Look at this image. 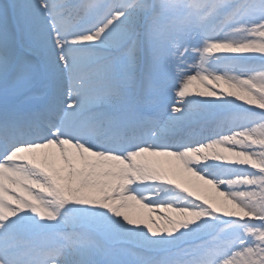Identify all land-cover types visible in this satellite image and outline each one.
I'll list each match as a JSON object with an SVG mask.
<instances>
[{
    "label": "snow or ice",
    "instance_id": "6c2138e0",
    "mask_svg": "<svg viewBox=\"0 0 264 264\" xmlns=\"http://www.w3.org/2000/svg\"><path fill=\"white\" fill-rule=\"evenodd\" d=\"M0 264H264V0L0 2Z\"/></svg>",
    "mask_w": 264,
    "mask_h": 264
},
{
    "label": "rangeland",
    "instance_id": "374dc122",
    "mask_svg": "<svg viewBox=\"0 0 264 264\" xmlns=\"http://www.w3.org/2000/svg\"><path fill=\"white\" fill-rule=\"evenodd\" d=\"M196 89H195V86H194V91H195ZM211 194H214V193H207L206 195H211Z\"/></svg>",
    "mask_w": 264,
    "mask_h": 264
},
{
    "label": "bare ground",
    "instance_id": "6f19581e",
    "mask_svg": "<svg viewBox=\"0 0 264 264\" xmlns=\"http://www.w3.org/2000/svg\"><path fill=\"white\" fill-rule=\"evenodd\" d=\"M193 91H194V89H193Z\"/></svg>",
    "mask_w": 264,
    "mask_h": 264
}]
</instances>
